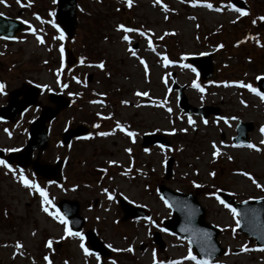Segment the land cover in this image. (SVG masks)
<instances>
[{
  "label": "rangeland",
  "instance_id": "rangeland-1",
  "mask_svg": "<svg viewBox=\"0 0 264 264\" xmlns=\"http://www.w3.org/2000/svg\"><path fill=\"white\" fill-rule=\"evenodd\" d=\"M244 1L251 8L250 16L230 8L229 0H131V4L128 0H78L80 24L67 43L53 24L55 0L0 2V14L26 25L13 42L0 41V78L6 80L0 104L5 103V92L25 80L43 91L44 104H49V92L74 100L51 125L49 147L40 158L67 161L63 183L44 182L29 170L0 166V264H154V258L157 264H197L187 259L189 252L194 256L187 242L164 231L162 221L172 215L156 192L160 183L196 197L206 222L220 230L218 242L225 253L214 264H264V250L237 232V217L214 196L218 189L237 202L264 198V100L239 86L255 88L256 78L264 76V46L255 45H264V30L257 31V25L249 23L258 12L264 15V0ZM125 35L128 40L123 39ZM244 35L251 40L241 41ZM146 37L160 59L149 52ZM65 46L74 56L85 54L93 63L78 61L72 68H60ZM203 53H213L214 76L199 84L196 70L185 62L188 56ZM10 61L13 64L7 70L4 65ZM193 81L199 88L192 87ZM172 82L184 86L191 106L213 107L217 116L184 115L170 88ZM37 114L30 110L26 122ZM239 122L252 126L248 139L255 147L232 144ZM117 123L133 135L120 132ZM68 124L92 127V134L63 146L59 137ZM2 126L0 147L8 150L26 142L27 134L13 128L3 131ZM144 133L163 135L171 146H149L145 151L140 146ZM168 157L173 158L172 176L164 180ZM21 173L45 190L50 213H56L50 200L78 202L79 216L84 218L79 232L84 247L88 249L84 235L91 230L109 255L103 258L89 249L91 254L85 255L80 237L64 235V225L42 210V198L21 183ZM119 195L147 210L150 217L120 221ZM155 231L164 242L162 249L152 241ZM49 241L51 247L46 246Z\"/></svg>",
  "mask_w": 264,
  "mask_h": 264
},
{
  "label": "water",
  "instance_id": "water-1",
  "mask_svg": "<svg viewBox=\"0 0 264 264\" xmlns=\"http://www.w3.org/2000/svg\"><path fill=\"white\" fill-rule=\"evenodd\" d=\"M234 4L238 7L241 6L240 1H234ZM76 0H56L55 17L58 23L61 25L63 32L69 39H72L76 26ZM264 27V24H262ZM23 26L15 20L4 18L0 16V37L12 39L17 32L21 31ZM70 63L73 62L72 56H69ZM194 65L200 70L204 78H210L213 73L212 63L209 60V56L194 58ZM259 90L264 92V79H260ZM179 105L185 111L190 114L200 113L206 116L210 109H193L187 103L184 96L181 94V89H178ZM24 106L27 107L34 101L36 97L35 92L27 93ZM60 97L51 96L50 100L58 105V108L67 105V102H60ZM44 108L41 118L36 121L30 130V139L24 149L16 155H10L7 159L10 164L16 162L19 167L26 168L31 165L35 175L44 177L48 180H60V169L58 167H52L40 163H31V154L35 148L43 150L47 146V131L44 128V123L52 119L58 111ZM251 126L240 124L237 129V136L233 139L234 143L238 146L247 145L246 133L251 130ZM77 133L68 132L64 140L69 141L70 138ZM165 144L163 138L156 137L151 140L145 139L144 146L148 144ZM1 155V154H0ZM171 161L167 163L166 171L170 174ZM162 197L167 201L171 207L174 217L172 220L165 222V228L167 231L177 234L181 239H187L191 247L195 250L199 259H205L208 264L213 261L214 258L223 254V249L219 246L216 238L219 231L212 226L208 225L204 221V210L199 206L196 199L190 195H182L174 193L169 189L161 186L159 189ZM221 199L232 206L239 217L238 232L245 234L247 237L254 239L256 245L259 248H264V199L255 200L253 202H243L236 204L226 194H221ZM61 214L67 218L72 225L73 230L78 232L82 226V220L78 217V205L63 201L60 205ZM120 207L123 211L124 218H136L143 216L139 209L130 207L128 204L120 201ZM86 239L92 251L106 256L108 252L104 249L102 243L96 239L91 232L86 234ZM156 243L162 245L160 240L156 239Z\"/></svg>",
  "mask_w": 264,
  "mask_h": 264
},
{
  "label": "snow or ice",
  "instance_id": "snow-or-ice-1",
  "mask_svg": "<svg viewBox=\"0 0 264 264\" xmlns=\"http://www.w3.org/2000/svg\"><path fill=\"white\" fill-rule=\"evenodd\" d=\"M0 2H2V0H0ZM20 0H17V3H19ZM129 4H131V0H128ZM157 3H160V0H156ZM209 8H211V5H207ZM219 10V9H217ZM235 11L239 12L241 16L243 15H246L247 13L242 11L241 9H235ZM261 20H264V17H261L260 18ZM255 23V21H254ZM119 27H123V26H119ZM125 31H131V29H124ZM141 35H143V33H141ZM63 38V33H61V39ZM124 40H128L129 37L127 35H125L123 37ZM37 40L39 42H43L39 36H37ZM149 47L151 48V41H149ZM219 47V46H218ZM133 55H135V53L133 52L132 53ZM141 64H144V61L141 60L140 61ZM165 63H167V60H165ZM102 66V65H101ZM59 71V70H57ZM145 71H147V69H145ZM193 71H195V69H193ZM257 79H260V77H257ZM66 86V85H65ZM240 87H244V88H248L249 91L255 93L256 95L260 96V99L261 100H264V94H262L261 92H258L255 88H253L251 85L249 84H243V83H240L239 84ZM192 87L194 88H199V85L196 84L195 81H193V84H192ZM4 88V85L2 83H0V91H2ZM201 92L203 91L202 88L199 89ZM136 95H144V96H147L148 93L144 92V93H140V92H137ZM205 123H207V121H204ZM193 121L189 118V124H192ZM116 128L120 129L121 131H124V129L120 126L119 123H117L116 125ZM181 131H184L183 129ZM261 132L264 133V126L261 127ZM99 135L101 136H104V135H108V133H99ZM128 136H132L133 133L131 132H128L127 133ZM262 144H264V140L261 141ZM247 147L249 148H253L255 147L254 145L252 144H248ZM213 148H215V145H213ZM126 151H130L128 149H126ZM145 151H147V149H145ZM213 157H216L217 156V151H213L212 153ZM110 163H114V162H110ZM0 164H3L5 168H8L9 166L2 160H0ZM244 175H249L247 173H244ZM249 179H251V176L249 175ZM20 181L21 183H23L25 186L29 187L30 189H35L36 192L39 193L40 197L42 198L41 199V207H42V210L45 212V213H48L49 215L53 216L54 218L56 219H59L60 222L64 225V235L65 236H79L80 237V240H81V244H80V247L83 249L84 251V254L85 255H89L91 253H89V250L87 248L84 247V244H83V236L79 233V232H71L69 229H68V226H67V221L64 219L63 216H61V214L59 212H56V213H50L49 212V209L48 207H46L45 205L49 204V200H48V197H47V193L45 192L44 189L40 188L38 185H36L35 183H30L27 179L24 178L23 174L21 173L20 175ZM253 183H256L255 180H253ZM256 186L259 188L261 187L259 184H256ZM108 199L111 200L112 199V196L109 195L108 196ZM221 204H224V201L221 200L220 201ZM225 207H229L227 204H225ZM232 214H233V217L236 216V211L235 209H230ZM63 238V237H61ZM48 247H51V241L48 242V244L46 245ZM17 248H20L21 245L19 243H17L16 245ZM114 251H117V249H113ZM132 249L129 248L128 251H131ZM45 260H48V257H45L44 258ZM97 261L99 262L100 258L99 256L96 257ZM187 259H190V260H196V257H194L192 255L191 252L188 253V256H187ZM154 264H157V262L155 261V258H154ZM160 264H163V262H160ZM197 264H208V261L205 260V259H200L197 261Z\"/></svg>",
  "mask_w": 264,
  "mask_h": 264
},
{
  "label": "flooded vegetation",
  "instance_id": "flooded-vegetation-1",
  "mask_svg": "<svg viewBox=\"0 0 264 264\" xmlns=\"http://www.w3.org/2000/svg\"><path fill=\"white\" fill-rule=\"evenodd\" d=\"M24 82H22V83H20L18 86H14L13 87V89L14 88H17V87H19L21 84H23ZM37 110V109H36ZM6 125H10V124H6ZM17 130H24L25 129V127H26V124H25V119L24 118H19L18 120H17V122L15 123V124H12Z\"/></svg>",
  "mask_w": 264,
  "mask_h": 264
}]
</instances>
